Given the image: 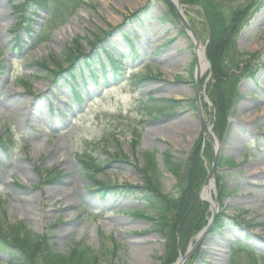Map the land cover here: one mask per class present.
Listing matches in <instances>:
<instances>
[{"label":"rangeland","instance_id":"374dc122","mask_svg":"<svg viewBox=\"0 0 264 264\" xmlns=\"http://www.w3.org/2000/svg\"><path fill=\"white\" fill-rule=\"evenodd\" d=\"M22 1L0 0V52L4 58L3 67L0 65V135L7 133L11 138L7 147L0 146V208L9 221L22 220L36 233H48L57 252H67L79 240L97 249L99 229L124 248L117 252L112 264H160L163 239L153 231L150 218L141 214L144 210L153 215V209L138 193L121 189L126 183L143 182L135 167L142 165L139 153L154 150L161 189L172 192L175 180L165 170L161 153L170 150L183 163L194 139L204 137L201 119L206 123L211 119L206 91L198 88L197 96L188 74L190 69L193 73L195 65L199 68L183 24L176 12L170 19L164 17L162 0H83L73 15L57 27L50 24L40 29L47 11L35 8L32 30L20 27L14 33L17 15L11 12L10 4ZM55 2L66 8L63 0ZM262 2L238 37L240 50L255 53L249 62L256 70L252 77L240 82L243 98L235 103L228 117L229 133L219 143V156L233 158L234 164L215 167L212 176L216 182V177L222 175L230 191L221 203L218 201L217 212L223 213L224 220L201 236L185 264H227L232 259L234 264H247L245 250L231 255L236 242L264 254ZM138 9L141 11L132 16ZM186 9L183 17L189 25L188 17L194 20L190 17L194 8ZM51 13L61 19L56 10ZM103 30L110 33L90 49L88 39ZM77 37L83 53L89 55L85 57L87 61L94 62L90 68L96 75L93 81L84 70L82 81L76 79V91L83 97L80 104L60 74L45 73L34 63L50 55L63 58L66 47L74 46ZM203 44V40L198 41L199 49ZM107 52L113 59L122 58L118 62L123 68L121 74L119 71L114 75ZM83 65V59H79L72 70ZM207 72L198 79L201 89ZM146 73H151L149 78L140 80V75ZM150 97L153 101L144 105ZM203 99L206 109L201 105ZM151 105L170 109L164 116L153 112L149 115ZM139 122L141 140L135 149L138 154L133 155L129 145L131 128ZM104 147L106 152L101 150ZM118 150L127 159L109 157ZM78 153H91L104 164L96 177L118 188L104 193L95 188L91 179L81 173ZM43 168H55L63 176L44 183L38 172ZM203 189L202 185L199 193ZM215 192L213 182L212 200ZM7 261L0 253V264Z\"/></svg>","mask_w":264,"mask_h":264},{"label":"trees","instance_id":"16d2710c","mask_svg":"<svg viewBox=\"0 0 264 264\" xmlns=\"http://www.w3.org/2000/svg\"><path fill=\"white\" fill-rule=\"evenodd\" d=\"M55 1L24 0L20 4L11 3L13 12L17 13L15 28L24 26L26 30H29L31 18L26 17L25 11L35 10V7L48 10L47 21L58 24L65 20L83 0H63L67 9ZM179 2L197 8L195 13L198 21L191 20L189 17L188 19L192 26L195 27L197 24L198 33L208 38L205 54L210 63V69L206 77L201 80V84L211 102L209 115L213 117V132L219 139H223L229 133L227 117L234 102L240 98L238 82L243 77H251L254 70L249 62V57L252 58L254 53L247 55L240 51L237 47L236 37L242 26L246 24L256 3L255 0H179ZM52 10H56L61 19L53 16ZM131 15L136 16L137 11ZM173 16L174 11L169 6L164 17L171 18ZM108 34L103 30L98 35H92L88 39L89 48L94 49L95 42L101 41ZM101 35L103 36L99 37ZM63 53L64 56L60 60L53 56L50 57L53 70L50 69L46 61L36 62V64L46 72L60 74L63 79L72 84L75 73L71 69L78 63L79 57H89V55L83 53L82 45L77 42L74 43V46L66 48ZM109 57L116 75L117 71L121 70V65H118V60H114L112 55L109 54ZM83 60L89 67L90 63L86 59ZM74 97L77 101H81L78 93L74 92ZM205 106L204 103L203 107L205 108ZM160 112L162 111L160 110ZM131 134V149L133 153H136L134 149L140 141L138 126L131 128ZM112 137L114 139V135ZM10 142L8 136L0 135L2 147ZM139 155L142 165L135 167L141 173L143 183L140 185L126 183L122 185L121 190L130 188L129 190L138 193L146 205L153 209L154 214H146V216L152 221L154 230L165 240L163 253L159 258L160 263L169 264L177 258L178 251L185 250L190 239L206 225L210 216L209 206L199 199V192L207 174L208 164L205 165V162L210 163L211 161V148L204 137L199 135L192 143L183 163L176 160L170 150L162 153L163 165L175 179L172 192H165L161 189L156 152L146 150ZM79 157L82 173L92 180L99 191L111 192L118 188L116 184L96 180L95 174L103 167L89 153ZM114 158L121 160L126 156L116 152ZM228 164H233L232 158L217 157V166L222 167ZM56 178H60L59 171L39 170V179L44 183ZM216 184L221 203L224 196L230 191L225 188L222 175L216 177ZM141 212L146 213L145 211ZM223 217L222 212L216 215L214 229L221 224ZM99 237V248L96 250L80 240L73 243L67 252H56L50 235H40L34 232L26 226L24 221H9L3 210H0V252L9 257V264H112V259L116 257L117 252L124 248L122 249V246L116 243L111 236L107 237L101 231H99ZM239 247L240 245L236 244V248ZM245 253L247 264H264V254L257 256L251 250ZM228 264H233V261Z\"/></svg>","mask_w":264,"mask_h":264},{"label":"water","instance_id":"95a60500","mask_svg":"<svg viewBox=\"0 0 264 264\" xmlns=\"http://www.w3.org/2000/svg\"><path fill=\"white\" fill-rule=\"evenodd\" d=\"M172 5L173 7L176 9L177 13L179 14V17L181 19V22L183 23V25L185 26V28L189 31V27L188 25L185 23V20L184 18L182 17V14L180 12V10L178 9V7L176 5L173 4V2L171 0H168ZM189 34V32H188ZM196 91H198V83H196ZM199 98L196 99V103L198 102ZM202 121V129L204 131V133L206 134L207 136V139L208 141L211 143L212 145V150H213V156H212V164H211V167L208 171V175H207V179L206 181L212 176V173L214 171V161H215V156H216V153H217V147H218V144H217V141H216V138L214 137V135L212 134V132L210 131L211 127H208L203 119H201ZM211 206L216 208V205H217V197H215V202H211L209 201ZM190 256V252H186L184 254V256L180 257L176 264H184V262L188 259V257Z\"/></svg>","mask_w":264,"mask_h":264},{"label":"bare ground","instance_id":"6f19581e","mask_svg":"<svg viewBox=\"0 0 264 264\" xmlns=\"http://www.w3.org/2000/svg\"><path fill=\"white\" fill-rule=\"evenodd\" d=\"M197 57H198V68L200 71H202L204 69V66H205V60H204L203 53H202L201 49L199 50ZM210 186H211V184H210ZM210 186H209V182H208L207 185L205 186L204 191H203L204 196H206L207 192H209Z\"/></svg>","mask_w":264,"mask_h":264}]
</instances>
